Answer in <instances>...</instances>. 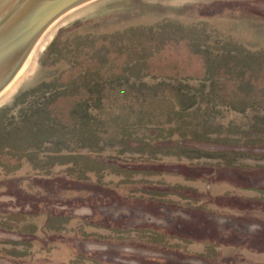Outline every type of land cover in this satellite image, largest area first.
Returning <instances> with one entry per match:
<instances>
[{
  "label": "rangeland",
  "instance_id": "obj_1",
  "mask_svg": "<svg viewBox=\"0 0 264 264\" xmlns=\"http://www.w3.org/2000/svg\"><path fill=\"white\" fill-rule=\"evenodd\" d=\"M163 21H172L190 31L183 35L188 41L163 49L155 67L166 76L187 78L189 81H185L194 87L205 74L206 63L190 50L188 44L191 42L206 38L203 50L213 54L218 51L212 48L219 49L227 43L240 46L245 52H264V0H93L64 14L48 28L22 70L0 94V108L10 105L20 91L67 72V62L46 68L40 65L47 47L60 30L78 26L80 28L73 33L109 35ZM251 66L260 68V63ZM62 75L64 77L65 73ZM146 81L150 82V79ZM254 84L264 87V73H257ZM256 101L264 103V98H256ZM16 113L14 111L13 115ZM220 115H224V123L232 117L223 108ZM157 120L155 122L164 121ZM150 130L137 129L131 136V140L142 143L127 142L123 147L103 144L98 147L102 150L92 154L79 151L82 158L92 161L91 169L83 174L82 180L66 176V168L70 166H54L49 176L34 171L26 161L12 173L0 168V219L30 214L23 223L10 220L13 231L0 229V264H201L200 255L206 248L183 246L173 249L167 245L160 247L159 242L153 241L155 224L148 223L145 218H162L164 224H175L174 215L170 214L172 208L166 207L168 212L164 213L152 204L141 203L138 197L155 191L157 181L180 185H184V181L150 174L196 179L200 177V160L171 158L172 154L177 156L178 151L167 153L166 147L162 150L163 145L154 138L157 131ZM240 138L243 144L249 140V137ZM252 138L264 141L262 135ZM143 141L151 147L147 148ZM166 144L200 149L199 145L182 143L176 136ZM263 144L255 143L248 149L259 156L264 153ZM143 147L144 152L139 154L138 150ZM178 153L192 156L189 152ZM2 160L6 169L17 165L15 160ZM84 165V159L78 158L72 170L84 172ZM192 186L197 190L202 188L199 182ZM198 222L201 220L194 213L191 223ZM165 231L185 235V231L176 229L175 225H168ZM167 232L164 234L168 235ZM194 234L197 237L200 233ZM184 250L192 253L190 258H186ZM226 254L234 253L226 251Z\"/></svg>",
  "mask_w": 264,
  "mask_h": 264
},
{
  "label": "trees",
  "instance_id": "obj_2",
  "mask_svg": "<svg viewBox=\"0 0 264 264\" xmlns=\"http://www.w3.org/2000/svg\"><path fill=\"white\" fill-rule=\"evenodd\" d=\"M79 28L60 30L40 60L42 68L67 62L65 76L61 73L20 91L10 105L0 108V168L12 173L26 161L34 171L49 176L54 166H70L66 176L82 180L92 161L79 151L92 154L103 144L142 143L131 140L137 129L157 131L154 138L162 150L189 152L187 159H200L201 150L166 146L172 136L196 146L228 143L234 133L264 136V103L256 101L264 98V87L254 84L257 73H264V52H245L230 43L212 48L218 51L215 54L205 52L206 38L201 36L188 44L206 63L205 74L194 87L187 78L166 76L155 67L163 49L184 43L183 35L190 29L172 21L109 35L73 33ZM252 63H260V68H250ZM221 108L240 119L230 116L224 123ZM156 118L164 121L155 122ZM178 152L177 157L184 156ZM3 158L17 165L6 169ZM78 158L84 159V172L72 170ZM28 216L0 219V229L13 231L10 220L23 223Z\"/></svg>",
  "mask_w": 264,
  "mask_h": 264
},
{
  "label": "crops",
  "instance_id": "obj_3",
  "mask_svg": "<svg viewBox=\"0 0 264 264\" xmlns=\"http://www.w3.org/2000/svg\"><path fill=\"white\" fill-rule=\"evenodd\" d=\"M229 115L240 116L237 113ZM253 136L234 133L229 136L228 143L218 141L216 145H200L203 157L194 159L200 160L199 178L150 174L184 181V185L154 182L155 191L138 197L141 203L152 204L164 213L168 212L166 207L172 208L170 214L174 215L175 224H164L162 218H145L148 223L155 224L153 241L159 242L158 246L206 248L200 255L201 264H264V153L258 156L248 149L264 141L255 140ZM240 137H249V140L243 144ZM173 155L170 157L174 159L192 160ZM196 182L202 186L201 190L193 188ZM194 213L201 222L191 223ZM168 225H175L176 229L185 231V235L170 234L165 231ZM195 232L200 234L196 237ZM226 251L234 254H226ZM184 254L187 259L192 255L187 250Z\"/></svg>",
  "mask_w": 264,
  "mask_h": 264
},
{
  "label": "water",
  "instance_id": "obj_4",
  "mask_svg": "<svg viewBox=\"0 0 264 264\" xmlns=\"http://www.w3.org/2000/svg\"><path fill=\"white\" fill-rule=\"evenodd\" d=\"M93 0H0V94L27 62L45 31Z\"/></svg>",
  "mask_w": 264,
  "mask_h": 264
},
{
  "label": "bare ground",
  "instance_id": "obj_5",
  "mask_svg": "<svg viewBox=\"0 0 264 264\" xmlns=\"http://www.w3.org/2000/svg\"><path fill=\"white\" fill-rule=\"evenodd\" d=\"M54 23H55V22H54ZM54 23H53V24H54ZM53 24H52L51 26H53ZM51 26H50V27H51ZM50 27H49V28H50ZM47 31H48V29L45 31V33H46Z\"/></svg>",
  "mask_w": 264,
  "mask_h": 264
}]
</instances>
